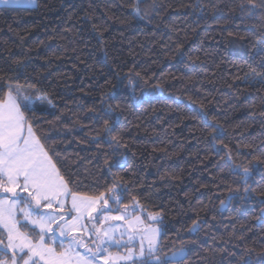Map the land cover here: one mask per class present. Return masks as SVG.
Here are the masks:
<instances>
[{"label": "trees", "instance_id": "1", "mask_svg": "<svg viewBox=\"0 0 264 264\" xmlns=\"http://www.w3.org/2000/svg\"><path fill=\"white\" fill-rule=\"evenodd\" d=\"M247 3L141 0L142 19L134 15L135 0L0 6V15L35 16L27 29L0 27L7 67L0 86L18 82L52 98L54 107L38 113L40 129L69 171L88 177L81 191H103L111 180L104 161L115 165L119 206L135 197L162 219L161 260L183 248L179 264L264 261V9L250 14L241 7ZM116 116L113 135L127 145L118 150L103 124ZM241 164L255 189L244 198L233 196L244 187L233 171Z\"/></svg>", "mask_w": 264, "mask_h": 264}, {"label": "snow or ice", "instance_id": "2", "mask_svg": "<svg viewBox=\"0 0 264 264\" xmlns=\"http://www.w3.org/2000/svg\"><path fill=\"white\" fill-rule=\"evenodd\" d=\"M139 2L137 0L134 6V15L142 19ZM33 4L35 0H0V5L4 6ZM241 7L254 14L257 9H264V0L259 4L248 0L247 5ZM260 82L264 83V73L260 74ZM132 83L129 79V84ZM112 87L115 89V85ZM0 93H3L0 97V264H110L109 249L113 246L127 248L121 259L130 260L132 264H179L176 257H186L187 252L182 248L171 257L160 259L157 254L162 251L161 230L142 227L141 217L135 215L141 211L135 197L131 205L124 204L121 210L123 185L117 181L112 172L115 165L108 159L104 163L111 180L104 183L103 191L90 195L80 190L88 177L70 172L67 160H61L56 146L50 143L52 137L40 129L43 121L38 113L43 115L49 107H54L45 90L24 88L17 82L0 86ZM115 95L113 90L107 97ZM114 112L111 105L106 106L105 115L111 117ZM103 124L104 132L112 137L109 142L116 145L117 150L126 148L122 139L113 135L119 127V116L106 119ZM213 129L218 131L219 125H214ZM210 135L215 142L217 136ZM228 162L232 163L230 155ZM237 170L244 177V187L242 194L238 188L233 196H250L255 191L247 184L251 173L242 164L234 166L233 171ZM80 176H84V180L79 179ZM92 183L93 187H99L98 181ZM112 204L117 207L113 208ZM114 211L120 214L113 215ZM148 219L162 223L158 214ZM118 227L125 228L119 236L115 234ZM198 227L194 223L191 231L195 232ZM28 228L29 232L21 230ZM125 235L130 242L139 237L138 253L120 242ZM52 244L58 245L61 251L57 253ZM252 251L248 250L247 254ZM259 255L264 257V252Z\"/></svg>", "mask_w": 264, "mask_h": 264}, {"label": "rangeland", "instance_id": "3", "mask_svg": "<svg viewBox=\"0 0 264 264\" xmlns=\"http://www.w3.org/2000/svg\"><path fill=\"white\" fill-rule=\"evenodd\" d=\"M141 1V0H140ZM135 3L137 5V0H135ZM24 14V13H23ZM35 16L34 15H31V14H26L25 15H21V13H19L18 11H13V12H6L2 15H0V27L3 26V27H9V28H30L31 25H32V22L34 20ZM7 67H6V63L4 61V59L0 56V71H6ZM111 203V202H110ZM23 205H21L22 207ZM112 207L113 208H116V205L115 204H112ZM121 208V210L123 209V206H119ZM141 207V211L135 213V215H139L141 217V220H142V227L144 228H148V227H154V228H158L161 230L162 232V228L160 226L159 223L153 221V220H150L148 219V217L152 214L150 213H146L142 206L140 205ZM44 211H48V210H44ZM113 215H119L120 213L118 212H113L112 213ZM18 216H19V213H18ZM160 217V215H159ZM161 218V217H160ZM108 223H113V224H123L124 222H116V221H109ZM107 226V224H105V227ZM125 231V228L124 227H118L117 230H116V235L119 236V234L121 232H124ZM139 240V237L137 236L135 238V240L133 241H129L128 240V236L125 235L122 239H121V243L122 244H127L128 245V248H131L134 250V252L138 253L139 249H138V246H137V243L136 241ZM145 243H147V241H145ZM52 248H54L56 250L57 253H59L61 251V249L58 247V245L56 244H52L50 245ZM109 252L111 254V258H110V264H121V263H125V262H130L129 261H125L123 259H121V257H124L127 253V248H123V247H116V246H113L109 249ZM177 252V251H175ZM174 253V252H172ZM172 253H169L165 256H168V257H171L172 256ZM164 256V257H165ZM163 257V259H164ZM178 259H182L181 257H176V260Z\"/></svg>", "mask_w": 264, "mask_h": 264}, {"label": "crops", "instance_id": "4", "mask_svg": "<svg viewBox=\"0 0 264 264\" xmlns=\"http://www.w3.org/2000/svg\"><path fill=\"white\" fill-rule=\"evenodd\" d=\"M3 7H12L15 10H22V9H33L36 6V0H35V4L33 5H21V6H4V5H0Z\"/></svg>", "mask_w": 264, "mask_h": 264}]
</instances>
